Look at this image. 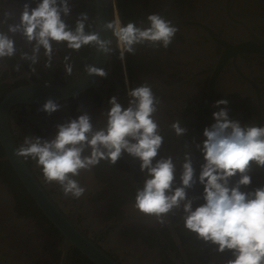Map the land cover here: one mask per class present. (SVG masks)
<instances>
[{
    "label": "flooded vegetation",
    "instance_id": "flooded-vegetation-1",
    "mask_svg": "<svg viewBox=\"0 0 264 264\" xmlns=\"http://www.w3.org/2000/svg\"><path fill=\"white\" fill-rule=\"evenodd\" d=\"M24 3L35 7L38 0H0V13L14 12L17 22ZM70 27L80 13L88 14L86 32H99L112 39L113 51L102 55L106 77L95 75L91 83L64 99L54 100L61 108L48 114L42 103H22L9 119V130L18 147L26 136L50 140L57 125L87 113L96 128L104 127L115 96L123 108L129 105L130 88L147 82L161 99L159 121L163 144L155 160L171 157L176 166L173 187L180 186L185 154L191 158L197 182L186 190L193 208L205 203L204 185L199 182L205 163L201 147L206 127L215 123L213 113L227 108L231 120L242 126H264V0H69ZM158 13L178 27L167 48L138 45L134 55L120 49L105 22L147 26V16ZM0 30L7 31L6 26ZM11 35V34H10ZM17 48L30 51L22 36H14ZM45 68L41 57L35 73L19 52L0 61V101L17 87L30 83L63 84L80 78L85 65L97 60L98 51L83 47L71 53L73 73L67 75L64 57L71 51L63 45ZM20 64L19 71L16 65ZM226 99L227 105L216 106ZM179 120L187 129L177 136L171 129ZM197 145H200L198 147ZM85 154H88L86 152ZM154 160V162H155ZM39 186L64 216L59 227L49 219L28 193L0 143V264H98L79 246H95L118 264H227L232 252L217 251L215 245L197 239L186 229L184 213L174 210L159 222L134 208L135 194L144 184L140 161L124 153L115 164L105 160L75 177L86 191L79 199L66 197L56 183L46 184L34 161H25ZM250 192L264 187V168L254 163L248 173ZM239 176L232 177L234 186ZM83 237L82 240L80 237Z\"/></svg>",
    "mask_w": 264,
    "mask_h": 264
},
{
    "label": "clouds",
    "instance_id": "clouds-1",
    "mask_svg": "<svg viewBox=\"0 0 264 264\" xmlns=\"http://www.w3.org/2000/svg\"><path fill=\"white\" fill-rule=\"evenodd\" d=\"M14 12L0 13V61L11 59L19 52L21 60L29 61V70L46 57L44 67L51 68L58 50L55 45L70 49L64 57L67 75L73 73L71 53L83 47H92L106 54L111 53L112 39L102 38L99 32H86L87 13H80L72 28L67 23L71 15L69 0H38L35 7L24 3L17 22H9ZM147 26L136 22L127 24L105 22L103 30L112 32L120 49L134 55L138 45L167 49L173 42L178 27L158 13L147 16ZM11 34V35H10ZM19 34L31 46L30 51L19 50L14 36ZM16 70L21 66L17 64ZM89 74L106 77L107 72L92 65H85ZM129 105L123 108L115 96L111 97L110 110L104 127L96 128L87 113L57 125L58 132L50 140L26 136L15 148L16 156L34 161L41 170L46 184L56 183L63 194L79 199L86 191L75 177L81 171H91L101 160L115 164L124 153L140 161V171L145 174L144 184L136 190L134 208L155 216L164 223L174 210L184 213V225L197 239L216 246L217 251L232 252L227 264H264V187L254 191H241V186L251 184L248 174L252 164L264 168V126H242L231 120L227 108L213 113L215 123L204 129L201 151L205 163L201 165L199 182L204 185L205 203L193 208V199L186 190L197 182L190 155L185 154L180 176V186L173 187L176 166L171 157L155 160L163 144L157 113L161 99L151 84L144 82L128 91ZM226 99L217 100L216 106L227 105ZM61 105L48 99L41 110L52 114ZM171 129L182 136L187 129L179 120ZM200 147V145H197ZM88 152V154H85ZM155 160V162H154ZM239 176L234 186L232 177Z\"/></svg>",
    "mask_w": 264,
    "mask_h": 264
},
{
    "label": "water",
    "instance_id": "water-1",
    "mask_svg": "<svg viewBox=\"0 0 264 264\" xmlns=\"http://www.w3.org/2000/svg\"><path fill=\"white\" fill-rule=\"evenodd\" d=\"M102 55L103 52L98 51L97 60L94 62L93 66L101 68ZM94 77L95 74L85 73L80 78L63 84L30 83L28 85H22L8 91L0 101V143L4 148L6 158L10 161L14 171L17 173L37 205L46 216L59 227L64 222V216L53 205L50 198L39 186L32 172L27 167L25 160L16 156L14 153L17 146L9 130V119L12 117L15 107L18 104L42 103L46 102L48 99H64L88 86ZM80 238L84 240L82 236ZM79 246L98 264H118L93 245L86 248V246L81 243Z\"/></svg>",
    "mask_w": 264,
    "mask_h": 264
}]
</instances>
